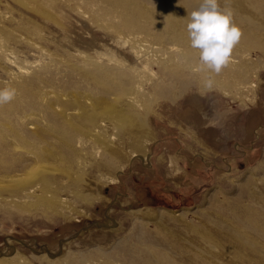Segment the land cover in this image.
Returning a JSON list of instances; mask_svg holds the SVG:
<instances>
[{
    "label": "rangeland",
    "instance_id": "rangeland-1",
    "mask_svg": "<svg viewBox=\"0 0 264 264\" xmlns=\"http://www.w3.org/2000/svg\"><path fill=\"white\" fill-rule=\"evenodd\" d=\"M91 2L92 9L87 4L84 7L85 0H79L80 5L75 0H0V88L11 85L17 90L13 101L0 106V148L7 158H27L28 151L20 148L23 144L21 139H30L32 131L48 127V124L50 127L54 124L59 126L45 112L47 104L56 102L50 114L57 116L58 110L76 102V98L86 103L84 97L99 95L95 91L99 88L90 80H87L89 83L84 81L81 71L90 72L93 68L92 71L97 72V66L104 69L114 67L118 71L124 69L130 83L127 95L125 93V96L117 98L111 94L105 98L111 105L110 111L115 110L116 115L120 113L118 118L113 115L109 134L96 128L97 133H101V139L94 141L86 134L90 128L77 123L81 129L77 126L74 133H80L73 134V154L65 151L63 156L54 154L55 162L42 161L44 169L56 170L50 175L52 180L47 178L48 174L45 176L57 183H51V192L46 196L48 202L41 203L37 198L18 191L0 195V260L11 263L20 259L21 264H74L78 259L81 264H109L107 260H111L110 264H124L120 261L121 252H127V259L131 257L128 251L134 256H142L147 251V254L150 251L154 254L156 245L150 246L142 240L141 245V241H136H139L140 233L146 235L145 232H153L158 225L160 239H157V244L159 240H164L170 241L171 245L169 249L159 246L157 249L167 251L164 252L167 256L170 254L171 264H245L243 260L246 259V264L250 261L251 264H258L259 256L264 252V239L247 233L235 219H248L264 234V38L253 45H237L232 53L234 63L230 62L219 75L214 76V88L207 91L203 87L205 73L192 70L198 64L197 51L188 46H175L179 53L174 55L191 51L194 59L188 75L174 76L171 70L176 57L170 58L168 45L150 35L156 33L155 30L149 34L125 32L117 24L120 18L116 13L108 12L103 7L104 3L101 8L96 0ZM76 10L86 12L79 16L74 12ZM131 36H141L146 43L160 48L147 69L142 67L144 59L137 57L134 49L130 48V44H134L127 38ZM64 49H69L71 53ZM67 53L68 56L64 57ZM76 65H79L78 68ZM238 71L241 76L236 74ZM40 74L46 85L38 88L40 96L29 97V104L20 84ZM151 84L161 87L164 94L151 89ZM131 88L133 91H130ZM83 90H88V93ZM93 90L94 95L91 94ZM46 92L47 98L42 96ZM130 96L138 100L137 108L126 104ZM87 106L89 103H86ZM67 111L72 112L71 109ZM109 116L102 123L109 122L112 114ZM118 125L126 128L118 131ZM29 126L34 129H29ZM84 126L86 129L82 128ZM14 132L16 135L12 134ZM103 134L109 139H105ZM45 145L58 148L57 140L49 138ZM69 158L71 161H68ZM178 218H182L181 221ZM187 224L213 229L214 237L220 241L215 245L217 251L215 247L208 250L200 241H193L191 236H197L198 232L190 228L193 230L191 234ZM169 228L176 236H171ZM235 233L243 236L237 238ZM179 237L188 243L182 242ZM122 243L126 244L123 251L118 249ZM199 245L204 250H200ZM226 247H230V251ZM182 248L188 251L187 254ZM232 248L235 253L239 250L238 257ZM255 248H260L262 252L255 253ZM211 253L216 258L213 261ZM149 254L148 257L151 256ZM203 254L206 255L204 261L201 258ZM229 256L233 259H228ZM231 259L232 262L229 261Z\"/></svg>",
    "mask_w": 264,
    "mask_h": 264
},
{
    "label": "bare ground",
    "instance_id": "bare-ground-1",
    "mask_svg": "<svg viewBox=\"0 0 264 264\" xmlns=\"http://www.w3.org/2000/svg\"><path fill=\"white\" fill-rule=\"evenodd\" d=\"M76 2H78L79 4V0H75ZM81 1V0H80ZM92 1V0H91ZM90 0H85V4H84V7H86V4L87 5H90V9H92L91 7V2ZM97 1V5L100 4V7H101V4H103V7L108 10V12H112L113 14L116 13V15L120 18V22L118 21L117 24L120 25L123 30L128 31L129 33H148L151 31V30H155L156 33H151L150 35H152V37H154V39H156V41L158 42H163L165 44L168 45V48H167V51L169 50L170 53H171V56L170 58L172 57H176L174 60L176 61V63L174 64L171 72L174 76H180V75H188V71H189V67L191 66L192 62H193V53L191 51H188L186 54L182 55V54H179V55H174L176 52L179 53V50L177 51L176 49V45H179L180 47L181 46H188L189 48L190 47V41L188 39V34H187V31H186V24H187V20L186 19H182L184 17H186L188 15V13H190L191 11H193L194 9H196L199 5V3L201 2V0H96ZM68 2V1H67ZM72 2V1H71ZM70 2V3H71ZM89 4H88V3ZM100 2V3H99ZM73 3V2H72ZM219 3H220V6L223 8V7H231L232 10L234 11V22L241 28L242 32H243V36L240 40V43L238 45H253V43L257 42V40L259 41L260 38H264V0H219ZM77 4V5H78ZM94 4V2H93ZM96 4V3H95ZM94 4V5H95ZM74 5V4H73ZM76 5V4H75ZM74 5V6H75ZM80 5V4H79ZM78 5V7H79ZM92 5V6H94ZM76 7V6H75ZM96 7V5H95ZM83 8V6H82ZM102 8V7H101ZM77 9V8H76ZM84 9V8H83ZM82 9V11H83ZM89 9V8H88ZM82 11H74L76 12L79 16H83V13L86 12H82ZM90 11V10H89ZM106 12V11H104ZM109 14V13H107ZM169 14H173V15H169ZM93 15V14H91ZM106 14H104L105 16ZM107 16V15H106ZM112 16V15H110ZM115 16V15H114ZM102 17V15H101ZM117 17V19H119ZM107 18V17H106ZM100 19V18H99ZM102 19V18H101ZM100 19V20H101ZM111 19V17H110ZM109 19V20H110ZM142 23H141V21ZM106 21V20H105ZM103 22V23H106V22ZM115 21V20H114ZM117 21V20H116ZM109 21H107L108 23ZM143 22L145 24H143ZM109 24V23H108ZM102 25V24H101ZM108 26V25H107ZM112 26V25H111ZM113 28V27H111ZM110 29V28H109ZM119 29V28H118ZM117 29V30H118ZM107 30V29H106ZM105 30V31H106ZM108 31H112V30H108ZM121 31V30H120ZM113 32V31H112ZM116 32V31H115ZM108 34H111L110 32H108ZM133 34V35H134ZM113 35V34H112ZM132 35V36H133ZM111 36V35H110ZM128 37L127 38V41L131 42L132 44L134 45H131L130 44V48L134 49V53L137 57H140V58H143L144 59V64L142 67L146 68L147 69V66L148 64L152 61V58L153 56H155L157 54V52L159 53L160 51V48H156L153 46L152 43H146L145 40H143L141 38V36H135V37ZM116 38V37H114ZM123 40V39H122ZM260 42V41H259ZM126 43V42H125ZM155 45V44H154ZM175 47V48H173ZM262 47V45H261ZM62 48V47H61ZM69 48V47H67ZM178 48V47H177ZM72 49V48H71ZM179 49V48H178ZM191 50V49H190ZM235 50V49H234ZM63 51V50H62ZM65 51V49H64ZM73 51V50H72ZM175 51V52H174ZM181 51V50H180ZM65 52H69L71 53V51L68 49V51L66 50ZM234 52V51H233ZM63 53V52H62ZM161 53V52H160ZM168 53V52H166ZM74 55V54H73ZM71 55V56H73ZM76 55V54H75ZM182 55V56H181ZM248 55V54H247ZM68 56V53L65 55L64 54V57ZM81 56V55H80ZM5 57V56H4ZM73 57H77V56H73ZM6 58V57H5ZM72 58V57H70ZM79 58V57H78ZM85 58V57H84ZM233 58V56H232ZM7 59V58H6ZM63 59V58H62ZM86 59H89L88 57H86ZM155 59V58H154ZM234 59V58H233ZM231 60L232 63H234L235 60ZM244 59V57L242 58ZM246 59V58H245ZM46 60V59H45ZM83 61V59H81ZM91 60V59H90ZM98 60V59H97ZM142 60V59H141ZM55 61V60H54ZM86 61V60H85ZM85 61H84V64H85ZM52 62V60H51ZM58 62V61H56ZM81 62V61H79ZM140 62V61H139ZM46 63V62H45ZM59 63V62H58ZM231 63V64H232ZM237 63V62H236ZM235 63V64H236ZM56 64V63H55ZM61 64V63H60ZM64 64V63H62ZM82 64V63H81ZM98 64V63H97ZM101 64V63H100ZM98 64V65H100ZM110 64H112L110 62ZM195 64V63H194ZM51 65V63H50ZM57 65V64H56ZM88 66L91 64H87ZM75 66V65H74ZM79 66V65H78ZM78 66L76 65V68H78ZM85 66V65H84ZM83 66V67H84ZM94 66V65H93ZM92 66V67H93ZM103 66V65H102ZM110 66V65H108ZM107 66V67H108ZM151 66V65H150ZM229 66V65H228ZM47 67V66H46ZM56 67V66H55ZM81 67V66H80ZM82 67V68H83ZM112 67V65H111ZM231 67V66H230ZM233 67V65H232ZM42 68V66L40 67ZM45 68V67H44ZM105 67H98L97 66V69L95 71H92V69H90L88 72V70H83L80 72L81 74V77L83 78L84 81L87 82V80L91 81L92 84H94V86H96L97 88H99L98 90L96 89V87H94L96 90L95 91H98V94L97 96H92V97H89V96H86L84 97L83 99H85L86 103H89V106L86 107V103H81L82 100H80V102L78 101L79 99L76 98V102L73 101V102H70V104H66L63 106V109H60L58 110L59 113H57V116H54L50 113H53L51 112V110L53 111V107L52 105L56 102H54L53 104L51 105H46V110L45 112L47 113L48 117L49 116H52L54 118V121L56 123H59V126L58 124H54V126L50 127V125L48 124V127L46 126L45 128L43 129H39V130H34L32 131V134L30 135V139H21L23 140V144L21 143L20 145V148L23 149L22 151H25L26 150L28 151L29 155L27 156V158H23L21 156H17V157H11V158H7V156L4 155L3 151H2V148H0V195L4 194V193H7V194H14L13 192H23L26 196L28 197H31V198H37L41 203L43 202H48V200H46V196H47V193L48 192H51V183L53 184V182L51 181L52 179L50 177V175H53L55 173V169H47L49 167H47L46 169H44L45 167L43 165H41L42 161H49V162H53L56 157L55 155H65V151L70 153V154H73V148H71V143L73 142L72 138L73 137V134H77V133H80V132H77V133H74L76 132V127L80 124H83V125H86L88 126L90 129L88 131H86V134L88 135V137L94 141H97L98 142L100 141V134H98L96 131L98 129L101 128L100 131L102 132H105V134H109L108 132H110V128H111V122H114L113 121V115L116 116V118L120 117L118 113L117 115L115 114V110L113 111H110L111 109H109V107L111 106L110 104H108L106 102V96L108 97L109 95L112 94L113 97H117L119 98V95L120 96H125L124 94L126 93L127 95V90L129 89L130 87V83L128 81V77H127V74L124 75V73H126L124 71V69H122V71H118V70H114L115 68L112 67V68H106L104 69ZM118 68V67H117ZM244 68V67H243ZM127 69V68H125ZM48 70V68H47ZM80 70V69H79ZM224 70V69H223ZM243 70V69H242ZM42 71V70H41ZM124 71V72H123ZM55 72V71H54ZM71 72V71H70ZM191 72V70L189 71ZM242 72V71H241ZM248 72V71H247ZM240 72H236V74H239ZM244 73V72H242ZM246 73V72H245ZM76 74V73H75ZM41 75V74H40ZM39 75V76H40ZM44 75V73H43ZM43 75H41L40 77L39 76H34L30 79V81H27V82H23L20 84V88L22 90V94H24L25 97L28 98V103H29V97H32L33 96L35 97L36 95H41V91L39 92V87L41 85H46V81L41 78ZM69 75V74H68ZM240 75V74H239ZM67 76V75H66ZM78 76V75H77ZM126 76V77H124ZM241 76V75H240ZM73 78V77H72ZM127 78V79H125ZM52 79V78H51ZM50 79V80H51ZM54 79V78H53ZM63 79V78H62ZM71 79V78H70ZM245 79V78H244ZM82 80V82H83ZM149 80H153L152 78H150ZM243 80V79H242ZM48 81V80H47ZM59 81H62L59 79ZM70 81V80H68ZM247 82V80H245ZM55 82V81H54ZM90 82V84H91ZM147 82V81H146ZM245 82V83H246ZM65 83V82H64ZM85 83V82H84ZM89 83V82H87ZM86 83V84H87ZM57 84V83H56ZM56 84L54 85L55 88H56ZM60 84V83H59ZM57 84V85H59ZM70 84V83H68ZM73 83H71L70 85L72 86ZM77 84V83H76ZM85 84V85H86ZM91 84V85H92ZM141 83H139L140 85ZM147 84V83H146ZM150 84V82H149ZM49 85V84H48ZM53 85V84H52ZM74 85V84H73ZM84 85V84H83ZM82 85V87H83ZM90 85V87H91ZM152 87L151 89L153 90H159L160 94L163 95L164 94V91L161 87H157L156 84H151ZM150 85V86H151ZM53 86V87H54ZM30 87V88H29ZM44 87V86H43ZM68 87V86H67ZM79 87V86H78ZM88 87V86H87ZM93 87V86H92ZM61 88V87H60ZM59 88V89H60ZM63 88V87H62ZM66 88V86H65ZM136 88V87H135ZM142 88H143V85H142ZM240 88V87H239ZM36 89V90H35ZM67 89V88H66ZM84 89H88L89 88H86L84 87ZM93 89V88H92ZM133 88L130 89V91L132 90ZM31 90V91H29ZM70 90V89H69ZM72 90V89H71ZM80 90H82V88L80 87ZM79 90V91H80ZM87 90V91H88ZM137 90V88H136ZM135 90V91H136ZM143 90V89H142ZM48 91L50 92V89H48ZM54 91V90H53ZM64 91H66L64 89ZM76 91V89L74 90ZM86 91V90H85ZM84 90L82 92H85ZM86 91V92H87ZM133 91V90H132ZM90 92V90H89ZM94 90L92 91L91 94H93ZM129 92V91H128ZM46 93H43L42 96L47 98L46 97ZM57 93H58V90H57ZM81 93V92H80ZM88 93V92H87ZM130 93V92H129ZM136 93V92H135ZM138 93H139V90H138ZM50 94V93H49ZM53 94V93H52ZM60 95V93H58ZM57 94V96H58ZM68 94V93H67ZM85 94V93H83ZM81 94V96L83 95ZM96 94V93H95ZM133 94V93H132ZM131 94V95H132ZM48 95V94H47ZM64 95V94H63ZM80 95V94H79ZM87 95V94H86ZM94 95V94H93ZM71 96V94H70ZM78 96V95H77ZM22 97V96H21ZM38 97V96H37ZM36 97V98H37ZM66 97V100L68 99L66 94L65 96ZM69 97V96H68ZM76 97V96H75ZM79 98H81L80 96H78ZM110 97V96H109ZM35 98V100H37ZM63 98V97H62ZM71 98V97H70ZM122 98V97H121ZM137 98V97H136ZM49 99V97H48ZM61 99V98H60ZM75 100V99H74ZM119 100V99H117ZM42 101V100H41ZM39 101V102H41ZM46 101V100H45ZM55 101H56V98H55ZM72 101V99H71ZM88 101V102H87ZM115 101V100H114ZM138 101V100H137ZM136 101V99L134 97H129L127 99V103L129 105V107L131 108H137L138 107V102ZM18 102V101H17ZM52 102V101H50ZM61 102H64V101H60ZM66 102V101H65ZM64 102V103H65ZM84 102V101H83ZM125 102V101H124ZM42 103V102H41ZM48 103V102H47ZM59 103V101H58ZM74 103V104H73ZM120 102H118L119 104ZM30 104V103H29ZM116 104V103H115ZM62 105V104H61ZM60 105V106H61ZM17 106V105H16ZM113 106V105H112ZM9 107V106H8ZM44 107V106H43ZM20 108V107H18ZM24 108V107H23ZM20 109V110H23ZM106 108V109H104ZM115 108V107H114ZM121 108V107H120ZM120 108H117V109H120ZM11 109V108H10ZM27 109V108H26ZM72 112H68L67 110H70ZM116 109V108H115ZM29 110V109H27ZM130 110V109H129ZM16 111V110H15ZM31 111V110H30ZM39 111V110H38ZM57 111V112H58ZM66 111L68 113H66ZM122 111V110H121ZM1 112V111H0ZM8 112V111H7ZM118 112V111H117ZM45 113V114H46ZM129 113V112H127ZM110 114H112V119L109 120V122H103L102 121L104 119H109L110 118ZM123 115V114H122ZM3 116V115H2ZM1 116V117H2ZM125 117V114L123 115ZM128 117V116H127ZM3 118V117H2ZM6 118V116H5ZM126 118V117H125ZM129 119V117H128ZM118 120V119H117ZM29 121V120H28ZM52 121V120H51ZM6 122V121H5ZM99 122V123H98ZM30 123V122H29ZM51 123V122H50ZM53 123V122H52ZM77 123H80L79 125ZM3 124V123H2ZM8 124V123H7ZM5 124V125H7ZM1 125V124H0ZM47 125V123H46ZM82 125V126H83ZM86 126L82 127V128H85ZM4 127V126H3ZM6 127V126H5ZM13 127V126H12ZM87 127V128H88ZM116 127V126H115ZM123 127V128H122ZM80 128V127H79ZM118 128V131H123L126 127H124L123 125H118L117 126ZM9 129V128H8ZM11 129V128H10ZM15 127H14V131H15ZM29 129H34L32 128V126H29ZM81 129V128H80ZM86 129V128H85ZM69 130V132H68ZM84 130V129H83ZM116 130V129H114ZM17 131V129H16ZM79 131V130H78ZM13 132V131H12ZM88 132V133H87ZM5 133V132H4ZM69 133V134H68ZM114 133V132H113ZM124 133V132H122ZM13 135L16 133H12ZM29 134V133H28ZM82 134V133H81ZM80 134V135H81ZM22 135V134H20ZM85 135V133H84ZM115 135V133H114ZM9 136V135H8ZM19 136V134H18ZM116 136H118L116 134ZM120 136V135H119ZM118 136V137H119ZM6 137V136H5ZM23 137V136H22ZM21 137V138H22ZM87 137V136H85ZM84 137V139H85ZM103 137L105 139H109V137H106L104 134H103ZM17 138V137H16ZM28 138V137H27ZM53 139V140H57V143H58V148L54 147V146H48V145H45L46 143V139ZM82 138V137H81ZM122 138V137H121ZM6 139V138H5ZM83 139V138H82ZM88 139V138H87ZM112 139V138H111ZM110 139V140H111ZM19 140V139H17ZM8 141V140H7ZM2 142V141H1ZM55 142V141H54ZM90 142V141H89ZM88 142V143H89ZM93 142V141H92ZM98 142H96L98 144ZM114 142V141H113ZM11 143V142H10ZM103 143V141L101 142V144ZM9 144V143H8ZM17 144V143H16ZM40 144V145H39ZM48 144V143H47ZM51 144V143H50ZM49 144V145H50ZM55 144V143H54ZM100 144V146H101ZM107 144V143H106ZM110 144V143H109ZM107 144V145H109ZM35 145L37 147H35ZM3 146V145H2ZM17 146V145H16ZM15 146V147H16ZM73 146V145H72ZM99 146V147H100ZM103 146V145H102ZM106 146V145H105ZM112 146V144H111ZM108 147V146H107ZM19 148V147H17ZM116 148V147H115ZM6 149V148H5ZM9 149V148H8ZM12 149V148H11ZM15 149V148H14ZM96 149V148H95ZM103 149V148H102ZM107 149V148H106ZM7 150V149H6ZM7 152V151H6ZM11 152V151H10ZM76 152V150H75ZM107 152V151H106ZM67 153V154H68ZM77 153V152H76ZM113 153H117V152H114ZM10 154V153H9ZM22 154V153H21ZM55 154V155H54ZM69 154V155H70ZM105 154V153H104ZM108 154V153H107ZM111 155H114L112 154V152L110 153ZM20 155V153H19ZM67 155V158L68 159V156ZM76 155V154H75ZM15 156V154H14ZM71 156H74V155H71ZM105 157L108 156V155H104ZM110 156V155H109ZM108 156V157H109ZM9 157V156H8ZM75 157V156H74ZM105 157H104V160H105ZM59 158V157H58ZM62 160L64 159L63 157H61ZM60 158V160H61ZM73 158V157H72ZM73 160V159H72ZM68 161H71V159L69 158ZM107 161V160H106ZM104 161V163L106 162ZM55 162V161H54ZM106 163H109V162H106ZM105 163V164H106ZM101 164V163H100ZM47 165V164H46ZM50 166V165H49ZM103 166V165H102ZM111 166V165H110ZM96 167V166H95ZM98 167V166H97ZM102 169V168H101ZM48 174V177L47 178H50L51 180L47 179L45 176ZM55 178V177H54ZM57 181V180H56ZM55 184H57L56 182H54ZM88 186V184H87ZM51 202V201H50ZM46 204V203H45ZM264 205V204H263ZM264 209V208H263ZM180 216L181 214H174V216ZM168 216V215H167ZM171 217V216H170ZM168 217V218H170ZM175 218V217H173ZM179 219V218H178ZM177 219V220H178ZM182 219V218H180ZM179 219V220H180ZM176 220V221H177ZM178 220V221H179ZM238 223H240L241 225H243L244 227V230L247 232V233H252L254 234L253 236H256L258 237V239L262 240L264 239V234L261 233L257 227H255L250 221H248V219H235ZM181 221V220H180ZM264 222V221H263ZM175 223V221L173 222ZM177 223V222H176ZM179 223V222H178ZM177 223V224H178ZM262 222H257L256 224H261ZM180 224V223H179ZM264 224V223H263ZM160 227H164L162 225H159ZM166 226V225H165ZM186 227H188L189 229L187 228H184V229H187V230H190V228L194 229L195 231L198 232V235L197 236H191L193 241H200L201 243H203L204 245H206V248L208 247V250L210 249H213L214 247L216 248V251H217V247L215 246L217 242H220L219 240H216V238L214 237V233L212 232V230H208V229H203V228H200L195 226L194 227V224H187ZM204 227V226H202ZM171 228V227H170ZM169 228V230H170ZM175 228V227H174ZM178 228V227H177ZM183 228V227H181ZM205 228V227H204ZM210 228V227H209ZM172 230V229H171ZM170 230V231H171ZM176 230H179V229H176ZM175 231V230H174ZM183 231V229H182ZM193 233V230H190V233ZM214 231V230H213ZM178 232V231H177ZM196 232V233H197ZM140 233V232H139ZM171 236H176L174 235L175 233L171 231ZM191 233V234H192ZM146 235L140 233V235H138V238H139V241L137 240L136 242H140L141 240L144 242H147L148 245H156L155 248H154V254H152V252L150 251V254L148 257V254L146 252V254L144 253V255L142 256H134L133 253L129 254V251H128V255H130V259H127V252H121L120 254V258L122 261V263L124 264H171V262H169V255H165L164 252L165 251H158L157 247H167L166 249H169L168 246H170V241L169 242H166L164 240H159L158 244H157V239H160L158 237V225L156 226L155 230L152 232V231H149V232H145ZM177 234V233H176ZM179 234V232H178ZM184 234L186 235L187 233H185V230H184ZM195 234V233H194ZM227 236L228 234L225 233ZM188 235V234H187ZM186 235V236H187ZM230 235V238L235 240L234 239V236L239 238L240 236H243L241 233H235L234 236L232 234H229ZM221 236V235H220ZM189 237V236H188ZM190 237V238H191ZM229 237V236H228ZM175 238V237H174ZM172 238V239H174ZM181 238V237H179ZM219 238V237H218ZM229 238V240H230ZM175 240V239H174ZM181 241L183 240L182 238L180 239ZM191 240V239H190ZM189 240V241H190ZM223 240V239H222ZM142 241H141V245H142ZM154 241V243H153ZM172 241V240H171ZM178 241V240H177ZM184 241V240H183ZM182 241V242H183ZM186 241V240H185ZM184 243H188V242H185ZM192 241V242H193ZM182 242H181V245H182ZM191 242V243H192ZM173 243H176V242H173ZM172 243V245H173ZM178 243V242H177ZM200 243V244H201ZM225 243V242H224ZM136 244V243H135ZM170 244V245H169ZM198 244V243H197ZM221 244V243H220ZM255 244V243H254ZM257 244V243H256ZM125 243H122L120 246H119V250H122L124 248L125 250ZM137 245V244H136ZM135 245V246H136ZM140 245V244H139ZM138 245V246H139ZM140 245V246H141ZM146 245V244H145ZM178 245V244H177ZM176 245V246H177ZM186 245V244H185ZM190 245V244H189ZM196 245V244H195ZM222 246H224V244L222 243L221 244ZM250 245H253V244H250ZM249 245V246H250ZM137 246V247H138ZM139 246V247H140ZM191 246V245H190ZM209 246H212V247H209ZM219 246V245H218ZM229 246V245H228ZM144 247V246H143ZM172 247V246H171ZM187 247V246H185ZM184 247V248H185ZM205 247V246H203ZM221 247V246H220ZM252 249H254V247L250 246ZM151 248V247H149ZM153 248V247H152ZM180 248V247H179ZM179 248H175V250L179 249ZM184 248H182L181 250H183ZM189 248V246L187 247ZM186 248V249H187ZM191 248V247H190ZM199 248L200 250L201 249V246L199 245ZM205 248V249H206ZM210 248V249H209ZM249 248V247H248ZM248 248H245V249H248ZM139 249V248H138ZM161 249V248H160ZM164 249V248H162ZM192 249V248H191ZM219 249V248H218ZM224 249V248H223ZM226 249H228V251H230L229 249H231L230 247H226ZM233 249V252H234V248ZM238 249V248H236ZM235 249V251H236ZM243 249V248H242ZM250 249V248H249ZM117 250V248H116ZM115 250V251H116ZM150 250V249H149ZM188 250V249H187ZM195 250V248H194ZM196 250H199L198 248H196ZM204 250V249H203ZM207 250V251H208ZM251 250V249H250ZM249 250V251H250ZM256 250V248H255ZM253 250L255 253H258V252H262V250L260 248H258V250ZM98 251V250H97ZM96 251V252H97ZM114 251V250H113ZM123 251V250H122ZM132 251V250H131ZM185 251V249H184ZM193 251V250H192ZM191 251V252H192ZM215 251V249H214ZM215 251V252H216ZM226 251V250H224ZM232 251V250H231ZM239 251V250H237ZM236 251V255L238 254ZM242 251V250H241ZM96 252H95V255H96ZM100 252V251H99ZM118 252V251H116ZM135 252V251H134ZM138 252V251H136ZM135 252V253H136ZM167 252V251H166ZM165 252V253H166ZM176 252V251H175ZM187 254L188 251H185ZM196 253V251H193ZM209 252V251H208ZM207 252V253H208ZM213 252V251H212ZM214 252V253H215ZM223 252V251H221ZM94 253V252H92ZM139 253V252H138ZM178 253V252H176ZM184 253V252H183ZM190 253V252H189ZM193 253V254H195ZM233 253V254H234ZM263 254L261 256H259V261H258V264H264V252H262ZM99 254V253H98ZM104 254V253H103ZM179 254V253H178ZM184 254V255H185ZM199 254V253H198ZM202 254V253H200ZM206 254V252H205ZM203 254L201 256V258H203V261H204V256L206 257V255ZM212 254V255H211ZM210 255L213 257L214 254L211 253ZM216 254H218L216 252ZM222 254V253H221ZM224 254V253H223ZM240 254H243L242 252ZM245 254V253H244ZM243 254V255H244ZM251 254V253H250ZM259 254V253H258ZM92 255V254H91ZM105 255V254H104ZM102 255V256H104ZM108 254H106L107 256ZM112 254H110L109 256H111ZM133 255V256H132ZM182 255V254H181ZM210 255H208L210 257ZM226 255V254H225ZM228 255V253H227ZM235 255V256H236ZM83 256V255H82ZM100 256V254L98 255ZM115 256V255H113ZM112 256V257H113ZM180 256V255H179ZM191 256H193L191 254ZM199 256V255H198ZM215 256H219V255H215ZM241 256V255H240ZM239 256V257H240ZM244 256H247V255H244ZM185 257V256H184ZM195 257V255H194ZM208 257V258H209ZM224 257V255H223ZM232 257H234L232 255ZM229 256L228 259L232 258ZM238 257V255H237ZM16 258V257H15ZM80 258V257H78ZM101 258V256H100ZM109 258V257H108ZM151 260H150V259ZM181 257H179L180 259ZM188 258V257H187ZM190 258V256H189ZM188 258V259H189ZM197 258V257H196ZM199 258V257H198ZM200 258V259H201ZM207 258V260H208ZM226 258V257H225ZM91 259V258H90ZM98 259V258H96ZM106 259V258H105ZM110 259V258H109ZM113 260V258H111ZM115 259H118L116 258L115 256ZM212 261L215 260L214 257L213 258H210ZM233 259V258H232ZM232 259L229 260L232 262ZM246 259V258H245ZM248 259H250L248 257ZM77 260V259H76ZM82 260V258L80 259ZM92 260V259H91ZM93 260H95L93 258ZM104 260V259H103ZM102 260V261H103ZM191 259H189L190 261ZM192 260H194L192 258ZM220 260L217 259L216 261ZM235 260V259H234ZM12 261V260H11ZM100 261V260H99ZM106 261V260H105ZM104 261V263H105ZM110 264V261L107 260ZM116 261V260H115ZM119 261V262H120ZM183 261V260H182ZM185 261V260H184ZM188 261V262H189ZM200 261V260H199ZM210 261V260H209ZM222 261V260H221ZM224 261V260H223ZM226 261V260H225ZM224 261V262H225ZM228 261V260H227ZM237 261V260H236ZM241 262V259L239 260ZM243 261H246L245 264L247 263V259L246 260H243ZM250 261V260H249ZM70 262V261H69ZM75 262V261H74ZM118 262V260H117ZM196 262V260H195ZM202 262V261H201ZM200 262V263H201ZM223 262V263H224ZM239 262V263H240ZM252 262V261H250ZM250 262H248L249 264H251ZM72 263V262H71ZM76 263L78 264L79 263V259L76 261ZM74 263V264H76ZM91 263V262H89ZM112 263V262H111ZM183 263H187V262H183ZM204 263V262H203ZM207 263V262H205ZM217 262H215L216 264ZM219 263V262H218ZM227 262H225L226 264ZM235 263V262H233ZM238 263V262H237ZM255 263V262H254ZM253 263V264H254ZM257 263V262H256ZM0 264H21L20 262V259H14L11 263H8L6 261H2L0 260ZM81 264V263H79ZM84 264V263H82ZM102 264V263H101ZM107 264V263H106ZM117 264V263H116ZM197 264V263H196ZM214 264V263H212ZM229 264V262H228ZM231 264V263H230ZM243 264V263H242Z\"/></svg>",
    "mask_w": 264,
    "mask_h": 264
},
{
    "label": "clouds",
    "instance_id": "clouds-1",
    "mask_svg": "<svg viewBox=\"0 0 264 264\" xmlns=\"http://www.w3.org/2000/svg\"><path fill=\"white\" fill-rule=\"evenodd\" d=\"M182 19L187 20L190 47L198 52V64L192 70L205 73L203 87L211 91L214 76L230 64L243 32L234 22L232 8H222L219 0H201L198 7ZM16 95L17 90L11 85L0 88V106L13 101Z\"/></svg>",
    "mask_w": 264,
    "mask_h": 264
}]
</instances>
